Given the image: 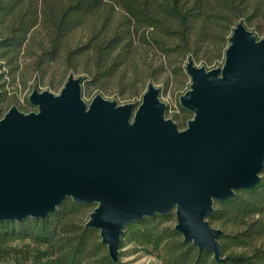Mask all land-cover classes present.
Listing matches in <instances>:
<instances>
[{
  "label": "water",
  "instance_id": "water-1",
  "mask_svg": "<svg viewBox=\"0 0 264 264\" xmlns=\"http://www.w3.org/2000/svg\"><path fill=\"white\" fill-rule=\"evenodd\" d=\"M232 30L221 66L186 64L185 128L152 81L138 106L101 93L87 103L73 73L60 94L34 86L38 110L12 105L0 117V219L46 217L68 196L94 201L86 224L118 260L127 224L174 211L186 240L223 258L214 202L264 170V37L243 21Z\"/></svg>",
  "mask_w": 264,
  "mask_h": 264
},
{
  "label": "trees",
  "instance_id": "trees-1",
  "mask_svg": "<svg viewBox=\"0 0 264 264\" xmlns=\"http://www.w3.org/2000/svg\"><path fill=\"white\" fill-rule=\"evenodd\" d=\"M238 21L264 24V0H0V44L9 51L26 50L45 72L61 59L68 70L83 73L85 85L113 76L124 81L121 74L132 64L126 82L133 87L140 76L161 78L166 71H182L190 58L210 63L224 59ZM75 31L82 38L72 44ZM149 50L160 53L159 63H147ZM180 109L174 118L184 126L192 112L182 104ZM261 173L251 188H238L234 196L214 202L208 218L223 229L221 259L186 240L171 211L127 224L114 260L100 230L86 224L96 203L68 196L46 217L0 219V264H122L128 242L154 252L163 264H264Z\"/></svg>",
  "mask_w": 264,
  "mask_h": 264
},
{
  "label": "rangeland",
  "instance_id": "rangeland-1",
  "mask_svg": "<svg viewBox=\"0 0 264 264\" xmlns=\"http://www.w3.org/2000/svg\"><path fill=\"white\" fill-rule=\"evenodd\" d=\"M246 24L249 29L254 31L258 38L264 37L263 23H261L260 27H256L250 22ZM81 38L80 32L75 31L70 38V43L74 44ZM1 39L2 32H0V40ZM40 40L42 39L38 38L37 41ZM36 49L37 47L34 46L33 50L36 51ZM146 60L147 63L152 62L157 64L160 62V53L149 50ZM223 62L224 59L219 58V60L213 63L208 61H196L195 63L200 66L204 65L207 68H214L221 66ZM145 65L146 61L140 64L143 68ZM185 65L182 71L179 70V72L176 73H168V71H166L162 73V76H160L161 78L152 76L144 78V76H140L134 81L132 87L126 82L132 77L134 71L133 65L130 64L128 72L123 75L121 74V76H125V82L120 76H113L114 78L109 79L107 82L97 85H85V83L82 82V95L87 103H89L96 94L101 93L104 97L116 100L118 104L135 102V105L138 106L142 101L144 93L147 91L146 89L148 88L149 82L152 81L161 90L160 98L168 104L166 116L174 118L177 113L181 114L180 96L190 88L191 76L186 71ZM71 73L74 75H83V73L76 68L68 70L66 64H64L61 59L53 62L45 72L43 69L35 67L34 59L26 50L21 52L9 51L5 46H1L0 44V81L2 83L0 87L2 94L0 97V108L2 109L0 117L3 116L12 105H16L25 112L38 110V106L30 101L34 86H37L40 91L49 89L53 93L60 94L62 87ZM168 74L170 78L166 80V77L169 76ZM2 97L3 100H1ZM175 120L177 121V119ZM186 126L187 123L184 126L179 125L180 128H185ZM122 250L123 252L120 256L122 264H163L154 252L148 253L144 249L137 250L132 242L126 243Z\"/></svg>",
  "mask_w": 264,
  "mask_h": 264
}]
</instances>
